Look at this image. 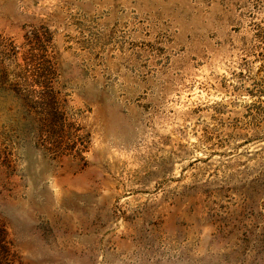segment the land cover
<instances>
[{
	"label": "rangeland",
	"instance_id": "1",
	"mask_svg": "<svg viewBox=\"0 0 264 264\" xmlns=\"http://www.w3.org/2000/svg\"><path fill=\"white\" fill-rule=\"evenodd\" d=\"M0 264H264V0H0Z\"/></svg>",
	"mask_w": 264,
	"mask_h": 264
}]
</instances>
